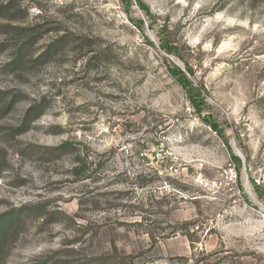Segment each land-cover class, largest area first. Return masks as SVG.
<instances>
[{
    "label": "rangeland",
    "instance_id": "1",
    "mask_svg": "<svg viewBox=\"0 0 264 264\" xmlns=\"http://www.w3.org/2000/svg\"><path fill=\"white\" fill-rule=\"evenodd\" d=\"M4 3L0 264H264V0Z\"/></svg>",
    "mask_w": 264,
    "mask_h": 264
},
{
    "label": "trees",
    "instance_id": "2",
    "mask_svg": "<svg viewBox=\"0 0 264 264\" xmlns=\"http://www.w3.org/2000/svg\"><path fill=\"white\" fill-rule=\"evenodd\" d=\"M13 1H14V0H5V3H4V5H3V7L8 8V7L13 3ZM65 38H67V37H65ZM35 42H37V39H35V40H30V41L24 43L23 45H21V46L18 48V54H17V56H16V61H19L20 63H22V62L24 61V59H25V55H26V53H24V49L26 50L27 48L31 47V45H33ZM69 42H70V39H68V38H67V39H64V37H63V38H61V41H59V42L56 43V44H57V45H59L60 43H61V44H66V43H69ZM56 44H54V46H55ZM51 48H52V47H51ZM51 48H49V49L44 53V55H46V56L49 55L50 52L52 51ZM87 55H88V54L83 55V56L85 57V56H87ZM93 57H94V56H93ZM91 58H92V56H91ZM91 58H89V59H91ZM190 70H191V69H190ZM173 74H175V75H177V76H184L183 79L185 80V82H186V83L189 82V80L186 78L185 73H184L181 69L177 68L176 70H174ZM35 109H36V108H35ZM35 109L32 108V109L28 112L27 115H30ZM212 126H213L214 128H217V126H216L214 123H212ZM66 146H68V144L63 145V147H66ZM79 162H80V161H79ZM80 165H81V164H80ZM78 168H79V169H78V174H77V175H79V176H83V173H84V171H85V168L82 169V168H83L82 166H79ZM36 208H37V209H38V208H42V206H38V207H36ZM36 208H32V207L29 206V205H25V206H23V207H21V208H19V209H17V210H13V211H10V212L5 213L4 216H3V218H0V239H3V238H4V236H5V234H6L7 230H8V228H9L10 226L14 225V224H15V221H17V220L21 217V215H22L23 213L32 212V211H34V209H36ZM0 243H2V242L0 241Z\"/></svg>",
    "mask_w": 264,
    "mask_h": 264
},
{
    "label": "water",
    "instance_id": "3",
    "mask_svg": "<svg viewBox=\"0 0 264 264\" xmlns=\"http://www.w3.org/2000/svg\"><path fill=\"white\" fill-rule=\"evenodd\" d=\"M241 154V153H240Z\"/></svg>",
    "mask_w": 264,
    "mask_h": 264
}]
</instances>
